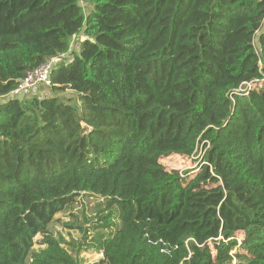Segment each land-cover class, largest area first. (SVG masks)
Here are the masks:
<instances>
[{"label": "trees", "instance_id": "obj_1", "mask_svg": "<svg viewBox=\"0 0 264 264\" xmlns=\"http://www.w3.org/2000/svg\"><path fill=\"white\" fill-rule=\"evenodd\" d=\"M81 1L0 0V264H87L35 249L81 193L109 264H264V0Z\"/></svg>", "mask_w": 264, "mask_h": 264}, {"label": "rangeland", "instance_id": "obj_2", "mask_svg": "<svg viewBox=\"0 0 264 264\" xmlns=\"http://www.w3.org/2000/svg\"><path fill=\"white\" fill-rule=\"evenodd\" d=\"M85 8V11L91 9V5L87 4L85 0L81 1ZM81 36H76L72 40V49H77ZM72 55V53H70ZM45 89V88H44ZM49 93V95H54V93L49 91V88L44 90ZM31 92L27 95H31ZM64 95L71 96L72 93L66 91ZM6 98H9L7 96ZM200 150L196 153V158H199ZM195 157V156H194ZM161 162L168 170H178L179 172L190 171L189 174H193L196 170L194 167L195 162L191 158L181 157L179 155H172L168 158H163ZM199 168H197L196 172ZM195 172V171H194ZM111 209H113V203L96 195L81 193L75 198L74 204L65 211L59 213L55 220L48 226V229L42 234H38L35 244V249H39L41 246L44 234L51 235L56 238H64L68 242L65 244L67 248L77 254L80 258L84 260L87 264L101 263L109 264V260L102 253L96 252V247L99 244L98 234L102 231L99 227L101 222V217L107 214ZM242 239V233L238 235V240Z\"/></svg>", "mask_w": 264, "mask_h": 264}, {"label": "built area", "instance_id": "obj_3", "mask_svg": "<svg viewBox=\"0 0 264 264\" xmlns=\"http://www.w3.org/2000/svg\"><path fill=\"white\" fill-rule=\"evenodd\" d=\"M68 53L65 54H60L57 55L53 58H51L50 60L46 61L44 64H42L41 66H39L38 68L30 71L26 77H24L23 79H20L18 81L17 87L16 89L12 90L9 94L10 97H14V95L19 94L20 92L24 93L25 95L34 92L36 89H38L41 85H51V79H50V73L52 68L59 63L60 61L66 59ZM245 85V86H244ZM244 85L242 87H240L237 92H243L244 90H246L247 87L251 86L250 82H246L244 83ZM28 96V95H27ZM200 150V154L204 151L203 146H201L199 148ZM198 150V151H199ZM197 151V152H198ZM196 160V155H194ZM200 159L201 156H199ZM198 158V159H199ZM199 164L198 162H195L194 167H196L197 170V166Z\"/></svg>", "mask_w": 264, "mask_h": 264}]
</instances>
